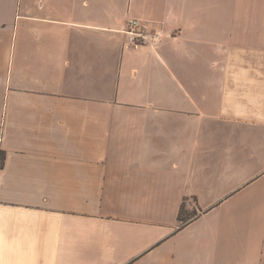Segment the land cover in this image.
Wrapping results in <instances>:
<instances>
[{"label":"crops","instance_id":"1","mask_svg":"<svg viewBox=\"0 0 264 264\" xmlns=\"http://www.w3.org/2000/svg\"><path fill=\"white\" fill-rule=\"evenodd\" d=\"M2 154L0 264H264V0H0Z\"/></svg>","mask_w":264,"mask_h":264},{"label":"built area","instance_id":"2","mask_svg":"<svg viewBox=\"0 0 264 264\" xmlns=\"http://www.w3.org/2000/svg\"><path fill=\"white\" fill-rule=\"evenodd\" d=\"M142 22L140 20L131 19L128 23V26L125 30V33L129 36L130 42L136 46L143 45L147 42H157V40L160 39L161 34L156 33L153 37H150V35L147 33L145 34L143 29H141ZM150 40H149V39Z\"/></svg>","mask_w":264,"mask_h":264},{"label":"trees","instance_id":"3","mask_svg":"<svg viewBox=\"0 0 264 264\" xmlns=\"http://www.w3.org/2000/svg\"><path fill=\"white\" fill-rule=\"evenodd\" d=\"M3 164H4V155L2 154V155H1V159H0V166H3ZM179 218H180V220H181L182 222H185V220L183 219V216H182V212H181Z\"/></svg>","mask_w":264,"mask_h":264},{"label":"rangeland","instance_id":"4","mask_svg":"<svg viewBox=\"0 0 264 264\" xmlns=\"http://www.w3.org/2000/svg\"><path fill=\"white\" fill-rule=\"evenodd\" d=\"M142 27H141V29H143V31L142 32H144L145 34H147L148 32H146V28L143 26V25H141ZM151 37V36H150ZM149 39V38H148ZM150 40V39H149ZM147 43H149V42H147ZM146 44V43H145ZM182 216H184V213L182 214ZM189 217V216H188ZM184 218V217H183Z\"/></svg>","mask_w":264,"mask_h":264}]
</instances>
